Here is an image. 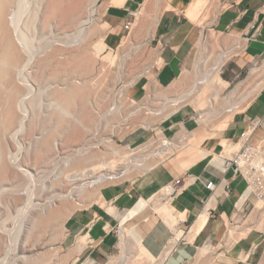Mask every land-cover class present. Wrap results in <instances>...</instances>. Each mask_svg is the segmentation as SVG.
Masks as SVG:
<instances>
[{"label": "bare ground", "instance_id": "obj_1", "mask_svg": "<svg viewBox=\"0 0 264 264\" xmlns=\"http://www.w3.org/2000/svg\"><path fill=\"white\" fill-rule=\"evenodd\" d=\"M195 1H197L196 4H195ZM216 1L217 0H213V1L211 0V2H205V0H194L193 1L192 5L195 8H196V5L200 7L201 4L206 5L208 7L207 11L205 12L206 17L203 19L202 18L199 19L200 25L202 26L207 25V21L212 14V10H213V7ZM124 2L125 0H116L113 6H122ZM28 3L30 4V1L28 0H0V158H1L0 162H2L0 163V170L2 169L0 172V183L1 184L6 182V180L9 179V178L7 179L6 177V172L9 174L11 170L9 169L10 172H8V169L6 168H10L8 167V165L10 166V164L13 165L12 162L10 163V161L8 162V160H6L8 159V157L7 158L5 157L9 153V152L7 153L8 141H6V138L8 140V138L11 137L16 140V136L20 135L21 131L24 129V127H26L25 126L26 120H28L29 117H31L30 108L35 103H38L36 101V98L38 96L37 94L40 93L43 84L48 85L47 88H50L52 86V85H49L50 81L56 82V85L50 88L54 96L51 97L52 94L50 95L52 99H50L49 105L50 104L52 105L53 103L54 104L58 103L56 104V108L59 106L60 113L59 111H58V114L56 115H53L54 113L52 114L51 112L48 113L49 115L50 114L53 115V116L51 115V118L54 120L53 122L55 121L58 122L54 125V127H56V125L59 123L63 126L62 127L63 130L65 126L69 124H71V126L73 125V127H77V126L80 127L79 128L80 130L78 128L74 129L76 131L78 130L80 131L79 133L76 132L77 134H75L76 142H77V140H79L80 137L82 136L81 135L82 131H87L89 129H92V127L90 126V123L95 121L94 125L96 124V120H95L96 117L94 113L90 111L91 109L87 105L88 103L87 99H88L89 93L91 92L90 90L89 91L87 90L89 89L88 86H90L91 84L93 86V80L95 81L94 83L99 82L101 85H103V87L100 86L101 88H105V85L104 83H101L102 78L100 76H99V79L101 78V80H98V81L95 80V78L98 77V75H100L98 72L97 73L98 75L95 76V78L94 77H91V79L89 78L90 80L88 81L91 82V84L87 86H84V85L81 86V82H79L80 84L79 85L77 84L78 82L76 83V80H74L75 75H76L75 72L77 71L85 72L86 71V74L89 73L90 75L92 69L95 68L94 66L96 62L98 61V59L102 60L101 63L103 62L109 63L108 64L109 66L117 62L119 59L118 53L116 52L115 54L114 52V46L110 44L111 42L110 40L112 36V33H111L112 27L108 21H106L105 19H102L103 15L108 10V7L104 9L103 12L99 11L97 4H96L97 0H35L33 8H30L28 6ZM171 6H172V0H147L144 4H142V7L138 11H135L134 13L135 19L133 21V26L131 29L132 31L130 32L129 36L124 39L126 40L125 45H126V42L129 40L131 42L130 48L136 45L135 40L133 39L135 34L133 33L135 32V29L137 28V24L141 20L143 15H148L150 18L149 22L147 23L149 25L147 29L148 37L145 38L147 41H150L155 34V29L158 25L159 20L161 19L160 17H161L162 12H164L163 10L168 7L171 8ZM28 12L30 13L28 14ZM26 13L27 15H25ZM91 22H95V24L88 25ZM142 25H144V23ZM50 30H56L59 35H62L61 38H64V39L63 40L60 39V42H58L59 46L57 47H52L51 49H49L50 46H47L45 47V49L43 50L41 49V51H39V48L38 47L36 48L35 46L36 43L35 44L33 43L35 34L38 32L42 36ZM211 31L213 32V34H215L214 31H216V29L211 28ZM219 32H223V31H219ZM231 35L233 36L232 38L224 39L225 42H229L228 47H225L223 49V54H222V56L224 55L226 59H228L229 56L237 53L238 48H241L242 50L245 49V44L242 41V39L239 36H236L233 34ZM217 36H218V33H217ZM213 42H215V40H213ZM215 46H216V43H215ZM64 47H71V49L67 51L65 50ZM39 57H42V58H39ZM224 59L219 61L218 64H216V66L213 68L211 73H206L200 77H197L195 81L191 84V86L188 87L187 89L181 92L175 93V94L166 93L165 95H163V97H161L160 100H158V102L161 104L160 106L158 107L148 106L147 113L152 116L160 117V119L158 118L159 120H157L160 122H157L156 120L149 121V122L144 121L142 124L144 128H147V129L151 128L152 125L155 123L161 124L162 121H164L165 119H167L168 117L176 113L181 107L188 105V104L194 106L199 114L198 127L191 130L189 132L190 134H188L189 135L188 138L186 137L185 139H181V131H179V133L176 135L175 138H170L168 137V135L165 134V132L159 126H157L156 127L157 136L153 135L154 136L153 139H150L149 141H146L136 147L139 149H145L148 143L149 144H160L156 156L152 157L150 160L145 161L143 159L142 160L136 159L131 153V151H135L136 148H133L132 146L129 145L127 149L122 150L118 148L115 145V143L111 142L110 140H104L105 147H106V148L104 147V149H106L107 153H109L111 156L107 157L108 155L106 154V157H104L101 160L100 159L97 160L96 158V161H94L95 157L93 154L78 156V153L83 150L84 148L83 146L79 148H69L68 149V151L70 150V154L73 157L72 158L73 166L72 167L67 166V169L70 167L69 169L70 171H72V173H68L70 171L67 170L68 171L67 172L65 170L66 168L64 169L67 172V174H65V171H64V174L66 175L68 181H74L75 183H78L76 187L92 188L90 189V194L88 196L89 200L91 201V203L89 202L90 205L94 202H99V204L106 207L109 212L115 214L116 215L115 217L118 216L120 219V224L118 227V230H119L118 231L119 232L118 246L119 248H121V252L123 253L121 256V260L119 259L120 261H118L119 262L118 264H143L144 262H147L148 264H161L162 260L164 259V256H162L161 259H157L152 254L149 253V251L145 248V246L142 243L143 242L142 240L144 238L141 240V236L138 230L135 228V226L126 224V221L129 217L138 215V213L150 203H154L153 205L156 211H158L167 221H170L172 223H177L179 220H183V218H185V212H180L178 210L176 211L170 201L164 203L160 200L163 198L172 199L170 196L173 191V186H166L163 189H161V191H159L158 193H155L154 195H151L150 197L139 198L136 205L134 207L132 206L124 214L118 213L117 207L114 206L112 202L109 203L104 198L102 188H104L105 186H108L110 183L122 181L125 178L133 176L131 174V168L128 165L129 162L134 163L136 161L134 165H136V167L139 169L140 174H144L147 171L151 170L156 165L158 166V164L168 159V157L172 155L176 149H179L180 147L186 146L188 144L200 145L205 137H208L214 134L213 132L217 130V128L219 127V124L222 121L232 118L235 113L244 112V111L249 110L250 103L253 101L255 97L254 94L257 95L260 92V90L264 87V63L260 66L256 65L255 67H252V70H251L252 74H255L261 70L263 72L260 85L257 87L256 90L255 89L250 90L246 94L243 93L241 96L238 95L239 98H237L236 100L227 98L224 101L225 97L223 96L221 98V91L224 90V88L229 87L230 85L229 81L224 79L221 76V71H222L221 66H222V63L224 62ZM104 64L105 63L102 64L103 68L104 67L110 68L109 66L107 65L105 66ZM153 64L154 62L151 63L144 71L136 74L134 76V79L129 84H123L119 97H122V99L131 100L130 96L127 93L128 88L131 85H134L135 83H137L151 69ZM49 66H56L55 68H53L54 72L51 71L52 67L50 71H47V68ZM99 69L101 68H98V70ZM110 70L109 72L111 73ZM47 72L48 73L52 72V74H48ZM92 73H94V71ZM103 73H105V71ZM110 73H107L105 75L109 76ZM87 75H85L84 73V76H87ZM101 75H104V74L101 73ZM104 76L102 77L105 80L106 78H109V77H104ZM53 78L54 80H52ZM185 78L186 77H184V79ZM178 79L179 78L174 79V81L169 86H173L176 83H178L179 81ZM88 81H85V82L89 83ZM95 89L97 90V88ZM95 89L93 91L94 93H97L95 92ZM98 90H99V87H98ZM148 95L151 97L157 96V91H156L155 86H152L151 84L148 86ZM92 98L94 99L95 97H92ZM56 100L57 101L59 100L61 102L60 103L56 102ZM221 100H223V104L220 106ZM132 102L133 103L135 102V104H138L141 101H137L136 99H134L132 100ZM70 106L73 107V108L71 107V110L68 109L70 108ZM222 106L225 109L224 113L222 114V118L220 117L219 123H215L211 125L210 121L218 113V110ZM36 107L40 108L38 106ZM56 108H55V111H56ZM116 108L123 109V106L121 105V103H118V105L116 104ZM49 115H47L46 113L45 117H47V119H51ZM30 122L28 123L32 124L33 120L31 123ZM52 129L50 131L55 132V128L53 130ZM58 129L60 130L61 128L59 127ZM181 129L185 130L186 127L183 125V128ZM50 131H49V135L47 134L48 136L43 134L41 140H36L34 142L35 151L39 153L37 155L44 154V156H47L46 158H49V155L51 152H54L56 148L57 149L60 148L61 143L60 141H58L59 136L57 134H54L53 138H51ZM61 134L64 135L63 133ZM76 142L74 141V143ZM20 146H21V143H20ZM27 148L25 149V151L27 150ZM240 148H241L240 140L227 143L224 150L221 153L214 154L212 158V162L221 166L225 158L231 157L232 154L238 151ZM65 151L67 150H64V152ZM19 155L20 154L16 156L18 157ZM34 155L36 154L34 153ZM44 156H41V158H43ZM17 157L14 158L16 160V162L13 161L15 162L14 165L17 166L18 169L28 171L26 168L23 167L24 164H27L26 163L27 161H25V163H23L24 160L23 162H19ZM33 164L35 166V163ZM3 170L5 171V174H3L4 173ZM17 172L15 171V174L18 175ZM115 174L116 175L118 174L119 178L111 180V177H113ZM14 177L15 176H13V180L15 179ZM64 179L66 180L65 177ZM56 182L58 184V180L54 181V183ZM64 187L58 186L59 191L52 196L54 198L52 199V203H53V200H56L57 208L51 213H49L47 216H45L46 218H44V220L42 219L43 216L40 219L46 222L47 225H49L48 223H50L51 225L54 224L55 226L60 224L65 229V222L71 216V214L75 211L76 207L73 205H70V202L68 203V199L73 196H72L71 190L68 191V189H64ZM253 190H254V186H250L249 188L247 187L245 194L237 202L238 207L240 209H243V210L245 209L246 200L252 197ZM20 197L22 196H19L17 198L18 200L15 199V201L16 200L19 201ZM78 204H82V202L79 201ZM87 204L88 203H86V205ZM210 205H212V201H209L207 206H210ZM257 215H259L258 218H257ZM207 217H208V212L207 210H205V212L200 215V217L195 222V224L192 227H190V231L186 234V237L189 240L194 239V237L199 232L201 227H203L205 222L207 221ZM255 217H256V220H254ZM253 227H256L258 229L264 228V195L257 197V202L255 204L254 210L248 216L245 223L243 224L240 223L239 225H234V227L232 226L229 228L228 232L226 233L225 239H224L225 244L228 245L229 247L231 245H234L238 239H240L245 234H247L248 231H250ZM184 233L185 232L182 229L176 230L174 237L172 238V240H170L171 247L179 239H181L182 236H184ZM88 238L89 237L87 236V233L79 236L78 241H77L78 243L75 246L76 253L79 254L81 250L84 247H86V245H88L89 243ZM36 239L38 242L39 238H36ZM28 240L30 239L28 238L24 242L27 243L29 242ZM30 246L31 244L29 246H28V243L25 244L22 247V251L31 252L34 247L33 246L30 247ZM214 248H216V246H213L211 244L202 245L199 248V252H198L200 259L201 257H204L212 253V249ZM71 253L73 254L72 251ZM49 256L45 255V259L51 258ZM42 257L44 259V256ZM5 258H6V254L3 257H0V264L3 263V260ZM22 258L28 261H31L34 259L39 260V258L36 257L35 254L23 255ZM78 259H79V256L76 255L75 260L72 264H79L77 262ZM115 262H116V259L110 261L108 264H114ZM209 262L211 261H208V263ZM82 264H98V263H96L94 259L87 258Z\"/></svg>", "mask_w": 264, "mask_h": 264}, {"label": "crops", "instance_id": "obj_2", "mask_svg": "<svg viewBox=\"0 0 264 264\" xmlns=\"http://www.w3.org/2000/svg\"><path fill=\"white\" fill-rule=\"evenodd\" d=\"M146 1L125 0L122 6L112 5L108 8L104 19L112 27L111 40L125 35V24L133 20L134 12ZM193 1L172 0L171 8L163 10L152 38L158 49L156 59L151 69L128 88L127 93L131 98L141 100L147 94L150 84L159 89L169 86L178 78L188 65L206 26H215L221 31L228 30L239 36L245 44L244 58L247 61L264 59V0H220L215 4L218 5V13L214 21L208 19L206 26L200 25L199 18L207 6L196 10ZM190 114L191 110L183 106L162 121L159 127L170 138H175L179 131L181 139L188 138L191 131L187 128ZM257 121L259 123L253 129L249 142L264 145V87L256 100L250 103L249 110L237 112L232 118L222 121L214 134L205 137L200 145L188 144L176 149L168 159L147 171L134 183L122 182L102 188L104 198L112 202L121 214L134 207L139 198L150 197L166 186L174 185L175 189H179L178 193L171 194L172 199L163 198L162 202L170 201L176 211L185 212L183 220L177 223L167 221L156 211L154 203H150L138 215L126 221V224L135 226L141 240L144 238L142 243L150 254L157 259L164 256L161 264H264V228L256 227L234 245L198 259L202 245H219L230 227L246 221H241L244 210L237 203L247 190L246 181L241 175L235 174L233 169L225 171L213 163L212 158L214 154L221 153L227 143L241 141L243 133ZM183 125L185 130L181 129ZM145 138V131L136 133L132 143ZM177 179H180V183H176ZM210 180L216 184L213 192L206 187V182ZM209 201H212V205L207 206ZM256 202L254 195L246 200L245 206L254 205L250 214ZM205 210L208 212L207 221L194 239L189 240L186 234ZM115 216L99 202L76 209L65 222L63 246L75 251L79 236L87 233L89 243L78 254L79 259L88 256L91 259L106 260L118 247L115 231L120 219ZM179 229L185 232L184 236L171 247L170 240Z\"/></svg>", "mask_w": 264, "mask_h": 264}, {"label": "rangeland", "instance_id": "obj_3", "mask_svg": "<svg viewBox=\"0 0 264 264\" xmlns=\"http://www.w3.org/2000/svg\"><path fill=\"white\" fill-rule=\"evenodd\" d=\"M28 1H30V4L28 3V6L30 8H33L35 0H28ZM219 1L220 0H217L216 3H218ZM115 2H116V0H97L96 4L98 7V10L103 12L104 9H106L107 7L109 8V6L115 4ZM205 2H208V1L205 0ZM196 3H197V1H195V4ZM215 4H214L213 10H212V14L209 18L210 21H214L215 15H216V13H218V11H217L218 5H215ZM226 5H227V3L224 4V6H226ZM202 6H204V5L201 4L200 7H202ZM198 7L199 6L196 5V10L198 9ZM207 8H206L205 12L207 11ZM29 13L30 12H28V14ZM25 15H27V13ZM205 17H206V15H205V13H203L199 19H201V18L203 19ZM102 19H104V15H103ZM133 19H135V15H133ZM149 19L150 18L148 15H143L141 20L138 22L137 28L135 29V32L133 33L136 36L134 35V37H133V35H132L133 39L135 40L136 45L133 46L132 48H130V44H131L130 40L126 42V45H125L126 40H124L125 38H127L129 36V34L132 30L131 31L127 30L125 35H123V37L120 39H118L117 37H114V39L111 40L110 44L112 46H114V52H115V54H116V52L118 53L119 59L114 64H111V66H109L108 65L109 63H107V62H103V63H105L104 64L105 66L107 65L110 68H108V67L103 68L102 67L103 63H101L102 60L98 59V61L96 62L95 66H94L95 68L92 69L90 75H89V73H87L89 75V77L86 74V71L85 72L84 71L83 72H81V71L75 72L76 75H75L74 80H76V83L78 82L77 84H79V82H81V86L82 85L87 86V85L91 84V82H89L88 80H90L91 77L95 78V76L98 75L97 74L98 72L100 75H98V77H96L95 80L98 81V80H101V78H102L101 83H104V85H105V88H101V87H103V85H101L99 82L94 83L95 81L93 80V86L94 87L92 86V84L90 86H88L89 89H87V90L88 91L90 90L91 92L90 93L88 92L89 96L87 99V102H88L87 105H88V107H90V109H91L90 111L92 113H94V115L96 117V119H95L96 124L94 125L95 121L90 123V126L92 127V129H89L87 131H82L81 132L82 136L80 137L79 140H77V142H76L75 134L80 132L79 131L80 127H78V126L73 127V125L71 126V124H69V125L65 126V128L63 130V128H62L63 126L60 123L57 124L56 127H54V125L58 122H56V121L53 122L54 120L51 118V115L53 113H54L53 115L58 114V111L60 113L59 106L56 108V104H58V103H55V104L53 103L52 105L50 104L51 106L49 105V101H50V99H52L51 97L54 96L52 94L50 88H52V86L56 85L55 81H50L49 85H52L50 88H47L48 85L43 84L41 91L39 94H37L38 96L36 98V101L40 104L35 103L33 106H31V108H30L31 109V117H29V119L26 120V125H25L26 127H24V129L21 131L20 135L16 136V140L11 138V137H9L8 140L6 138V141H8L7 153L9 152L8 154L10 156L7 154L8 156L6 155L5 157L6 158L8 157V159H6V160H8V162L10 161V163L12 162L13 165H11L9 163L10 166L8 165V167H10V168H6V169H8V172H10V170H11V172L9 173L11 176L6 172V177H7V179L8 178L9 179L6 180V182H4L2 184L0 183L1 184V186H0V217H1L0 218V224H1L0 225V231H1L0 232V240H1L0 245L2 247V248L0 247V253H1L0 257H3L6 254V258H7V259L5 258L3 260V263H1V264H33L34 262H35L34 264H72L74 262L75 256L78 255V253H76V250L73 251V249L66 248L63 246V244H62L63 238H64L63 226L60 224L55 226L54 224L51 225L50 223H48L49 225H47L46 222H44L40 219L43 216L42 219L44 220V218H46L45 216H47L49 213H51L52 211H54L57 208L56 200H53V203H52V199H54L52 196L59 191L58 186H62V187L65 186L64 189H68V191L71 190L73 197H70L68 199V203L70 202V205L75 206L76 209L88 207L91 203L88 196L90 194V189H92V188H90V187H76L78 185V183H75L74 181H68V179L65 175L68 172L67 170L70 171L69 168L73 166V162H72L73 157L70 154V150L68 151L69 148H79V147L83 146L84 148L82 151H80L78 153V156L93 154L95 157L94 161H96V158H97V160H99V159L101 160L104 157H106V154L108 155L107 157L111 156L109 153H107V150L104 149V147H105L104 140H110L111 142H114L118 148L125 150V149H127V147L129 145L132 146L133 148H136L137 146L141 145L142 143L149 141L150 139H153L152 138V137H154L153 135L157 134L156 127L160 126V123H155L152 125L151 128H148V129L144 128L142 123L144 121L145 122L155 121V120L157 121L160 119V117L147 114L146 111L148 109L142 108V107L143 106L144 107L145 106H151V107L160 106L161 104L158 103V100L161 97H163V95H165L166 93H169V94L174 93L175 94V93H178V92H181V91L187 89L188 87L191 86V84L195 81V79L197 77H200L206 73H211L213 68L216 66V64H218V62L223 60L224 58H225L224 62L225 61L226 62H225V64H224V62L222 63L221 76L224 79L228 80L230 83L229 87L224 88V90L221 91V98L223 96L225 97L224 101L227 98L228 99L231 98V99L236 100L243 93L246 94L250 90H254V89L256 90L257 87L260 85V82L262 79V74H263L262 70L258 71L255 74H252L251 70H252V67H255L256 65L257 66L262 65L264 63V59L263 60L258 59V60L247 61V59L244 58L245 50H242L241 48H238L237 53L229 56V58L226 59V57H224V55L222 56V54H223V49L225 47H228L229 42H225L224 39L232 38L233 36L231 35V32L228 30H223V32H219L221 30L215 28V26H213V27L212 26H206L203 28L202 36L194 47V50H193V53L191 55V59H190L188 65L183 69L181 75L178 77L179 78L178 83H176L173 86L159 87V89L156 88V91H157L156 97L150 99L148 96L146 99L142 100L138 104H135V102L132 103L128 99H122V97H119L121 89L123 87L122 85L123 84H129L134 79V76L136 74L144 71L151 63H153L155 61V57L157 55L158 49L155 47V45L153 43V39H151L150 41H147L145 39L148 37V30L147 29H148L149 25L147 23L149 22ZM143 23H144V25H142ZM92 24H95V22H91L88 25H92ZM139 28L142 30H140ZM211 28L216 29V31H214L215 34H213V32L211 31ZM138 31H139V33H138ZM217 33H218V36H217ZM137 34H138V36H137ZM61 36L62 35H59L56 30H50L42 36L40 33L37 32L35 34L33 43L34 44L36 43L35 46H36V48L37 47L39 48V51H41V49L42 50L45 49V47H47V46H50L49 49H51L52 47L59 46L58 42H60V39L61 40L64 39V38H61ZM37 37H38V39H37ZM213 40H215V42H213ZM215 43H216V46H215ZM64 48L67 51H69L71 49V47H64ZM39 58H42V57H39ZM97 66H98V68H101V69H99L101 72L98 70ZM51 67H52V70H51ZM55 67L56 66H49L47 68V71H50V70L53 71L54 70L53 68H55ZM105 68H106V70H105ZM102 70H104L105 73H103L104 71H102ZM109 70L111 71V73L109 72ZM93 71H94V73H92ZM106 72L110 73V75L109 76L105 75V74H107ZM84 73L87 76H84ZM101 73L104 74L105 76L101 75ZM48 74H52V72H49ZM99 76L101 77L100 79H99ZM102 76L109 77V78H106V80H105ZM184 77H186V78L184 79ZM109 79L111 80V82ZM52 80H54V78ZM85 81H88L89 83H87ZM105 81H106V83H105ZM250 82H251V84H250ZM97 86L99 87V90H98ZM95 88H97L98 91ZM94 89H95V92H97V93H94V91H93ZM98 92H100V93H98ZM93 94H94V96H93ZM50 95H51V97H50ZM254 95H255V97L253 99V102L256 100L258 94L257 95L254 94ZM92 97H95V98L93 99ZM136 100L139 101L140 99H136ZM56 102L60 103L61 101L56 100ZM118 103H121V105L123 106V109L122 108L121 109L116 108L115 110H111L112 107H114V106L116 107V104L118 105ZM222 104H223V100H221L220 106ZM35 105L40 107V108H37ZM71 107L72 106H70V108H68V109L71 110ZM185 107H187L188 109L191 110V114L189 115V120H188L190 123H189V125H187V128L190 131V130H193L194 128H196L198 126L199 114H198V112L194 106L188 104V105H185ZM55 108H56V111H55ZM221 108L218 110L217 114L215 113L216 115L210 121L211 125H213L215 123H219L220 117L222 118V114L224 113L225 109L223 108V106ZM49 112H51L52 114L49 115L48 114ZM46 113H47V115L50 116L51 119H47V117H45ZM37 118H38V120H37ZM32 120H33V122H32ZM30 121L32 122V124L28 123ZM157 122H160V121H157ZM58 126L61 128L60 130L58 129L59 128ZM52 128L53 129L55 128V132L50 131ZM76 128H78L79 130L78 129H77L78 131L74 130ZM61 130H62V132H61ZM49 131L51 133L50 134L51 138H53L54 134H57L59 136L58 141H60L61 145H60V148H58V149L56 148L54 150V152L50 153L51 156L49 155V158H46L47 156H44V154L43 155H37L39 153H37L35 151L34 142L36 140H41L43 134L49 135ZM142 131H145L147 133V138H145L143 141L132 143L135 140V139H133L134 134L140 133ZM61 133H63L64 135H62ZM84 135H85V137H84ZM38 136H39V138H38ZM88 138H90V139H88ZM14 140H15V142H14ZM74 141L76 143H74ZM20 143H21V146H20ZM147 146L148 147H146L145 149L136 148V150L131 151V153L133 154V156L136 159L142 160V158L146 154H148V152L147 153L145 152L146 149H151V146L149 147V143ZM19 148H20V150H19ZM26 148H27V150L25 151ZM63 149L67 150V151L64 152ZM23 152H25V153H23ZM60 152H61V154H60ZM62 152H64L65 154ZM34 153L36 155H34ZM18 154H20V155L17 157L16 155H18ZM100 154H102L103 156ZM23 156H25V157H23ZM41 156H44V157L41 158ZM9 157H10V159H9ZM15 157H17L19 162H23V160H24L23 163H25V161H27L26 162L27 164H24L25 166L23 165V167L26 168L28 171L18 169V167L14 165L16 162V160L14 159ZM55 157H56V159H55ZM26 158H27V160H26ZM13 161H15V162H13ZM8 162H7V164H8ZM135 162L134 163L133 162L128 163L129 167L131 168V174L133 176L125 178L122 181L110 183L109 185L118 184V183H122V182H133L134 183L137 180H139L145 173L144 174L139 173V169L136 167V165H134ZM0 163H2V162H0ZM33 163H35V166L36 165L37 166L35 167ZM67 166H70V167L67 169ZM32 167H34V168H32ZM1 170H0V172H1ZM14 170L16 172L18 171L17 172L18 175L15 174ZM64 171H65V174H64ZM3 172H4L3 174H5L4 170H3ZM68 173H72V171H70ZM13 176H15L14 180H13ZM57 177H59V178H57ZM64 177L66 178V180L64 179ZM55 178H56V180H55ZM62 178H63V180H62ZM53 180L54 181L58 180V184L59 183L60 184L58 185L57 182L54 183ZM8 181H9V183H8ZM61 182H62V184H61ZM19 196H22V197H20L21 199L19 198V201H17L18 200L17 198ZM15 199H17V200L15 201ZM84 199H86V200H84ZM160 200L162 201V199H160ZM79 201H81L82 204H78ZM36 203H38V204H36ZM86 203H88V204L86 205ZM253 206H254L253 204L251 206L250 205L245 206V209L242 212L241 221H244L245 219L248 218V215L250 214L251 210L253 209ZM2 210H4V211H2ZM254 220H256V217ZM253 229H256V228H253ZM118 231L119 230L116 227L115 232L117 234V246H118V241H119V235H118L119 232ZM1 235H3V236H1ZM28 238L30 239V240H28L29 242H27L28 246L31 244L30 247L33 246L34 248L32 249L31 252H23L22 247L25 244H27L24 241L27 240ZM36 238H39L38 242H37ZM32 239H34L35 241ZM222 241H223V242H221L222 245H221V243L219 245H216V248L212 249V252H218L219 250L222 251L225 247H229L228 245L225 244V242H224L225 240H222ZM71 251L73 252V254L71 253ZM122 253L123 252H121V248H119V246H118L117 248L114 249V252H112L109 255L108 259L106 258V260H104V261L98 260L95 258L94 259L97 260L98 262L103 263V264L106 263L107 260L110 262V261L116 259V262L114 264H118L119 263L118 261L121 260ZM29 254H35V256L39 258V260L34 259L31 261H28V260H25L24 258H22L23 255H29ZM45 255H48V256L50 255L49 257H51V258L45 259ZM42 256H44V259ZM87 257L88 256H83L80 259H78L77 262L79 264H82L87 259ZM198 259L200 260V256L198 257ZM144 263L148 264L147 262H144Z\"/></svg>", "mask_w": 264, "mask_h": 264}, {"label": "built area", "instance_id": "obj_4", "mask_svg": "<svg viewBox=\"0 0 264 264\" xmlns=\"http://www.w3.org/2000/svg\"><path fill=\"white\" fill-rule=\"evenodd\" d=\"M133 21L134 19L131 21H128L125 24V28L128 31H131L132 26H133ZM148 96L149 95L147 92L144 98L139 101L146 99ZM149 98L151 99L154 97L149 96ZM134 99L131 98L130 101L132 102V100ZM142 108H148V106H145V107L143 106ZM115 109L116 107L114 106L112 107L111 110H115ZM258 123L259 121H257L256 123H252L251 129L243 133L242 139H241V148L238 151L234 152L231 157L225 158L224 162L221 165V167L225 171L233 169L235 174L241 175L242 178L246 181L248 188L250 186H254V190L252 191V194L256 198L264 195V145L263 144L253 145L249 142V140H250V136H251L253 129L256 127ZM150 146H151V149H146L145 151L146 153L148 152V154H146L142 158L145 161H148L152 157L156 156L160 144H149V147ZM117 178H119L118 174L117 175L115 174L113 177H111V180L117 179ZM176 183H180V179H177ZM206 187L213 192L215 190L216 184L214 183V181L210 180L206 182ZM178 192H179V189H175L173 185L172 193H178ZM95 262L98 264H103L101 262H98L97 260H95ZM108 263L109 261L107 260V262L104 264H108Z\"/></svg>", "mask_w": 264, "mask_h": 264}, {"label": "water", "instance_id": "obj_5", "mask_svg": "<svg viewBox=\"0 0 264 264\" xmlns=\"http://www.w3.org/2000/svg\"><path fill=\"white\" fill-rule=\"evenodd\" d=\"M135 13V12H134Z\"/></svg>", "mask_w": 264, "mask_h": 264}]
</instances>
